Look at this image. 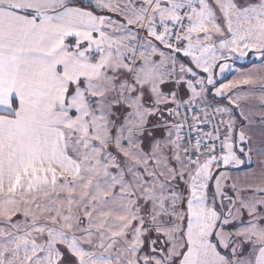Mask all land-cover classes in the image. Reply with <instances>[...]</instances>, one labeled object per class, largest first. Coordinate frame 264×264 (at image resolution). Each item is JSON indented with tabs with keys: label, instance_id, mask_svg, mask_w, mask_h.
Listing matches in <instances>:
<instances>
[{
	"label": "snow or ice",
	"instance_id": "obj_1",
	"mask_svg": "<svg viewBox=\"0 0 264 264\" xmlns=\"http://www.w3.org/2000/svg\"><path fill=\"white\" fill-rule=\"evenodd\" d=\"M0 264H264V0H0Z\"/></svg>",
	"mask_w": 264,
	"mask_h": 264
},
{
	"label": "crops",
	"instance_id": "obj_2",
	"mask_svg": "<svg viewBox=\"0 0 264 264\" xmlns=\"http://www.w3.org/2000/svg\"><path fill=\"white\" fill-rule=\"evenodd\" d=\"M249 55H250V57H251V54H249ZM238 64H242V63L235 62V64H234V68H235L236 71L230 73L229 76H227V75L225 74V80H224V82H228V80L233 79V78L235 77L234 74H235L236 72H238V71H242V70H243V71H246V70H247V69H240V68H238V67H237ZM243 64H244V63H243Z\"/></svg>",
	"mask_w": 264,
	"mask_h": 264
},
{
	"label": "trees",
	"instance_id": "obj_3",
	"mask_svg": "<svg viewBox=\"0 0 264 264\" xmlns=\"http://www.w3.org/2000/svg\"><path fill=\"white\" fill-rule=\"evenodd\" d=\"M249 63L246 62L244 64H238L237 67L240 68V69H247L249 67Z\"/></svg>",
	"mask_w": 264,
	"mask_h": 264
},
{
	"label": "rangeland",
	"instance_id": "obj_4",
	"mask_svg": "<svg viewBox=\"0 0 264 264\" xmlns=\"http://www.w3.org/2000/svg\"><path fill=\"white\" fill-rule=\"evenodd\" d=\"M236 62H238V63H242V64H243V63H246V62H248V61H247V60H243V61H236ZM242 71H243V70H242ZM238 72H239V71H238ZM238 72H236V73L234 74V76H235L234 78H236ZM225 74H226L227 76L230 75V73H227V72H226ZM234 78H233V79H234Z\"/></svg>",
	"mask_w": 264,
	"mask_h": 264
}]
</instances>
